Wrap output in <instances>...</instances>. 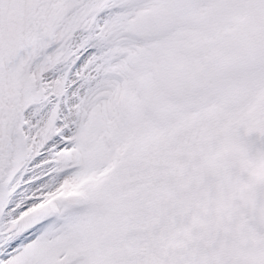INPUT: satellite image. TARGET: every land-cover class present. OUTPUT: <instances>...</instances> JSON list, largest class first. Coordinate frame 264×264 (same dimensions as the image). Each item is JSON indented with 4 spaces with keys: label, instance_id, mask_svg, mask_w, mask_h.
I'll return each instance as SVG.
<instances>
[{
    "label": "snow or ice",
    "instance_id": "1",
    "mask_svg": "<svg viewBox=\"0 0 264 264\" xmlns=\"http://www.w3.org/2000/svg\"><path fill=\"white\" fill-rule=\"evenodd\" d=\"M264 113V0H0V264H80L130 149Z\"/></svg>",
    "mask_w": 264,
    "mask_h": 264
},
{
    "label": "rangeland",
    "instance_id": "2",
    "mask_svg": "<svg viewBox=\"0 0 264 264\" xmlns=\"http://www.w3.org/2000/svg\"><path fill=\"white\" fill-rule=\"evenodd\" d=\"M263 175L264 113L208 112L148 138L77 205L80 264H264L245 204Z\"/></svg>",
    "mask_w": 264,
    "mask_h": 264
},
{
    "label": "water",
    "instance_id": "3",
    "mask_svg": "<svg viewBox=\"0 0 264 264\" xmlns=\"http://www.w3.org/2000/svg\"><path fill=\"white\" fill-rule=\"evenodd\" d=\"M77 200H74V204ZM249 204L253 214L258 220L264 224V181L260 184L257 190L251 195Z\"/></svg>",
    "mask_w": 264,
    "mask_h": 264
}]
</instances>
